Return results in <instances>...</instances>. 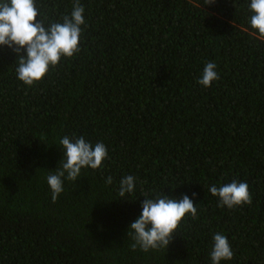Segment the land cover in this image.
Instances as JSON below:
<instances>
[{"label":"trees","instance_id":"trees-1","mask_svg":"<svg viewBox=\"0 0 264 264\" xmlns=\"http://www.w3.org/2000/svg\"><path fill=\"white\" fill-rule=\"evenodd\" d=\"M74 2L35 0L37 19L62 22ZM79 2L80 51L35 85L17 80L16 55L0 47V264H211L216 233L233 251L220 264H264V39L250 0ZM208 62L219 79L204 88ZM64 136L102 142L108 156L53 203L46 177ZM127 175L135 190L121 198ZM233 180L252 203L217 207L209 187ZM163 193L187 195L196 216L166 250H132L144 195Z\"/></svg>","mask_w":264,"mask_h":264},{"label":"clouds","instance_id":"clouds-1","mask_svg":"<svg viewBox=\"0 0 264 264\" xmlns=\"http://www.w3.org/2000/svg\"><path fill=\"white\" fill-rule=\"evenodd\" d=\"M214 3L215 0H203L204 5ZM248 10L251 13L249 24L252 34L264 39V0H250ZM38 14L35 0H0V47H7L16 55V78L28 87L42 81L62 58H71L80 51L81 25H85L84 7L79 0H75L70 15H65L62 22H53L47 28L43 21L37 19ZM216 68L214 62L206 63L197 84L204 88L211 87L212 82L219 79ZM59 144L63 153L58 162L59 167L49 170L46 177L53 203L63 192L65 180L76 182L83 168L96 170L108 156L104 143L92 145L83 136L71 139L64 136ZM105 183L111 184L112 177H107ZM134 190V176L127 175L120 180L121 198ZM208 191L218 198L217 207L232 209L252 203L246 182L233 180L219 187L212 185ZM141 209L126 234L133 241L132 250L139 248L144 252L150 249L166 250L180 222L186 215L195 217L197 212L193 200L187 195L177 200L164 193L151 198L145 194ZM209 256L211 264H220L233 258L231 245L225 235H213Z\"/></svg>","mask_w":264,"mask_h":264}]
</instances>
